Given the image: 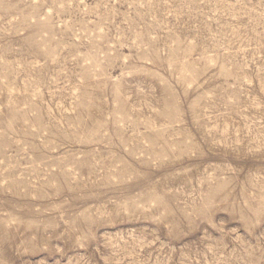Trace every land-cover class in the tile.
Masks as SVG:
<instances>
[{"label": "rangeland", "instance_id": "374dc122", "mask_svg": "<svg viewBox=\"0 0 264 264\" xmlns=\"http://www.w3.org/2000/svg\"><path fill=\"white\" fill-rule=\"evenodd\" d=\"M0 264H264V0H0Z\"/></svg>", "mask_w": 264, "mask_h": 264}]
</instances>
